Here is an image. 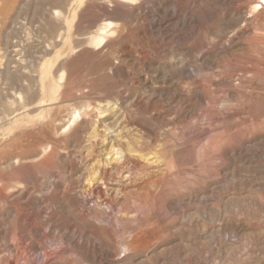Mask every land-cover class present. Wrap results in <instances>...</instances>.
Returning a JSON list of instances; mask_svg holds the SVG:
<instances>
[{"label": "rangeland", "instance_id": "374dc122", "mask_svg": "<svg viewBox=\"0 0 264 264\" xmlns=\"http://www.w3.org/2000/svg\"><path fill=\"white\" fill-rule=\"evenodd\" d=\"M0 264H264V0H0Z\"/></svg>", "mask_w": 264, "mask_h": 264}, {"label": "bare ground", "instance_id": "6f19581e", "mask_svg": "<svg viewBox=\"0 0 264 264\" xmlns=\"http://www.w3.org/2000/svg\"><path fill=\"white\" fill-rule=\"evenodd\" d=\"M119 134L116 130L115 133L104 132L96 139L93 147L98 149L94 151L93 161L87 164L93 183L84 189L85 192L103 193L116 200L125 193L149 185L154 170L159 165L163 166L156 156L146 158L132 153L128 146H124Z\"/></svg>", "mask_w": 264, "mask_h": 264}]
</instances>
